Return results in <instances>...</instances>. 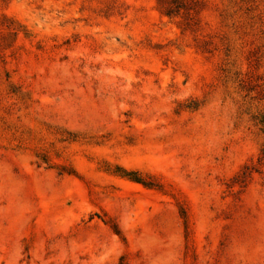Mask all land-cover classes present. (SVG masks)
Returning <instances> with one entry per match:
<instances>
[{"label":"rangeland","instance_id":"obj_1","mask_svg":"<svg viewBox=\"0 0 264 264\" xmlns=\"http://www.w3.org/2000/svg\"><path fill=\"white\" fill-rule=\"evenodd\" d=\"M0 264H264V0H0Z\"/></svg>","mask_w":264,"mask_h":264}]
</instances>
